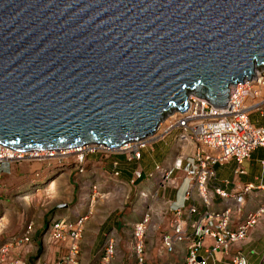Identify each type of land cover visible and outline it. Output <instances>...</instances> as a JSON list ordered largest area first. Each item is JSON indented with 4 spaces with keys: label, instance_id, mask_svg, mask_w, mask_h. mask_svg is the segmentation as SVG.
<instances>
[{
    "label": "water",
    "instance_id": "obj_1",
    "mask_svg": "<svg viewBox=\"0 0 264 264\" xmlns=\"http://www.w3.org/2000/svg\"><path fill=\"white\" fill-rule=\"evenodd\" d=\"M264 65V0H0V146L118 147Z\"/></svg>",
    "mask_w": 264,
    "mask_h": 264
},
{
    "label": "crops",
    "instance_id": "obj_2",
    "mask_svg": "<svg viewBox=\"0 0 264 264\" xmlns=\"http://www.w3.org/2000/svg\"><path fill=\"white\" fill-rule=\"evenodd\" d=\"M248 120L254 127L264 126L262 114L251 113ZM192 151V145L175 142L174 135L169 134L152 142L150 147L142 150L138 161L131 160L127 163L126 157L121 155L104 157V159L98 154L90 156L86 162L92 164L90 168L92 170L97 163L98 172L90 171L88 174L83 172L79 175L82 177L81 179L88 180L96 174V177L105 180L107 186L119 187L122 199H127L128 195L150 197L148 202L151 205L144 210H140V206L135 205L119 216L121 209L101 204L104 203L103 198L92 199L89 204H86V200L81 198L80 205H77L73 210H67L68 214L71 212L70 216L66 213L54 216L53 220L71 221L75 217L82 216L81 214L90 213L87 220L83 222L77 241L78 252L74 263L101 264L104 247L110 241L113 243V255L109 264H136V255L133 251V226L144 219L145 231L142 251L145 264H184L187 246L197 240L193 235V226L201 216L220 214L228 210L227 228L231 232H236L245 223L248 215L255 214L260 208L264 209V147H255L240 165H237L233 159H228L212 166L214 180L209 182L208 188L212 189L211 187L217 186L227 194V197L220 199L214 196L208 206L202 205L194 189L191 190L189 198L183 200V192L187 183L181 170L173 171L169 176V181L176 183V189L162 183L160 174L155 171L156 167H159L162 172L168 171L174 162H177L181 157L191 155ZM36 163L29 164L26 171L28 173L37 172L42 164ZM239 169L242 172L239 173ZM11 171L12 168L7 169V175L12 177L18 175L15 170ZM136 172L139 174L137 178L134 177ZM45 174L46 177L47 172ZM245 187L249 189L244 190ZM238 195L242 197V202L240 212H235L233 198ZM2 200L0 198V221L4 218L7 219V211H4V204L7 202ZM122 203L124 204L125 201ZM172 204L173 207L180 204L183 206L178 217L169 210V206ZM191 208H194L193 213L189 211ZM99 213L104 215L99 216ZM177 218L182 221V228L188 235V240L175 243L172 251L167 253L161 248V236L172 232L173 222ZM46 219L47 216L42 222L35 225H32L31 222L28 223L31 224L28 242L19 247L11 246L5 255L3 264L60 263L66 253L67 240L58 243L51 242L46 233L49 223L46 222L48 221ZM25 227L24 229L21 227L18 232L14 233V227L9 224L0 225V247L20 238ZM202 244L203 247L197 251L199 257H205L204 247L212 246L213 240L210 237H204ZM236 253L244 256L247 264H264V213L256 217L255 224L245 232L242 239L230 246L226 254L215 251L213 256L206 260V264H228L229 258Z\"/></svg>",
    "mask_w": 264,
    "mask_h": 264
},
{
    "label": "built area",
    "instance_id": "obj_3",
    "mask_svg": "<svg viewBox=\"0 0 264 264\" xmlns=\"http://www.w3.org/2000/svg\"><path fill=\"white\" fill-rule=\"evenodd\" d=\"M249 83V80H245V83L242 82L238 86H232L228 100L223 106H214L205 99L187 96V104L183 110H171V125L167 127L169 129H165L163 130L165 133L161 132L159 134L157 130L148 137L149 139L152 137V142H155L171 134L172 130H174L176 131V135L174 136L175 142L192 145L193 154L181 157L177 162H174L168 171L162 172L159 167L155 168V171L160 174L161 182L168 184V186L174 189L177 188L176 183L169 181V176L173 171L181 170L187 183L183 192V200L189 198L192 189L195 190L204 206H208L214 196L226 199L227 194L217 186L211 187L212 189L208 188L209 182L214 180L212 166L215 163H222L228 159H233L237 165H240L255 147H264V126L254 127L248 120V116L251 113H259L264 116V95L260 96L257 93L258 91L253 90L246 92L242 88L245 84L249 86H252V83L260 85L262 80H256V82L251 80V83ZM246 98L248 99L247 104L244 102ZM148 138L140 139L137 142L134 141L135 143H132L130 148L123 150L129 154V158L126 159L138 161L140 159V150L145 147ZM82 150H79L77 153H80ZM0 151L7 152L10 150L0 146ZM94 151V148L89 149V152ZM123 151L110 153H124ZM36 152H11L7 153L6 157H8L7 160H10L13 159L14 155H39ZM39 152H43L41 154L44 157L52 159L55 157L57 151ZM238 172L242 171L239 169ZM137 177H139V174H137ZM248 189V187L244 188V190ZM233 202L234 211L240 212L242 197L239 195L235 196ZM182 208V204L175 205L174 207L173 204L169 206V210L177 217L180 215ZM189 211L193 213L194 208H191ZM228 212V210H225L220 214H204L199 218L198 222L193 226V235L197 240L187 246L184 264H206V260L210 259L215 251L226 254L230 246L242 239L245 232L255 224L256 217L259 214H263L264 209L260 208L255 214L248 215L245 223L236 232H231L227 228L229 220ZM85 219L86 216H79L71 221L55 219L48 223L46 233L51 242L58 243L67 240L66 253L61 258L59 264H75L74 259L78 252L77 241ZM142 221L133 226V251L136 255V264H145L141 242L145 229V220L143 219ZM30 231L31 224H28L20 238H16L10 244L0 247V264H3L5 255L11 246L19 247L21 244L28 242ZM204 237H210L213 240V245L207 248L204 247L205 257H199L197 251L203 247L202 239ZM186 240H188V235L182 228V221L177 218L173 222L172 232L162 235L160 245L165 252L170 253L175 243ZM112 255L113 243L109 241L104 247L101 264H109ZM228 264H247V261L240 253H236L229 258Z\"/></svg>",
    "mask_w": 264,
    "mask_h": 264
},
{
    "label": "rangeland",
    "instance_id": "obj_4",
    "mask_svg": "<svg viewBox=\"0 0 264 264\" xmlns=\"http://www.w3.org/2000/svg\"><path fill=\"white\" fill-rule=\"evenodd\" d=\"M263 69H260L259 71L261 72V75L264 73ZM260 92L264 91L260 90ZM165 116L166 115L162 117L163 119L160 122V128L157 131L158 134L164 132L163 130L171 125L170 115ZM171 134L175 136L176 131L172 130ZM152 141V137H150V139L148 138L145 147L140 150V155L142 150L150 147ZM89 149L81 152L82 156H80L81 154L76 155L72 153L66 158L55 157L54 159L49 160V158H46L47 160H44L43 158H30V156L25 155L24 159L2 161L0 163V198L3 199V202H7L8 205L4 204V211H7V219L4 218L0 221V225L3 226L9 224L14 227L15 233L18 232L21 227L24 229L25 225L29 222H31L32 225L39 224L46 216V220H48L46 222L48 223L53 220L54 216L64 215L65 213L68 214V211L73 210L77 205H80L82 203L81 198H83L82 200L84 201L86 200V204H89L92 199L99 200L103 198L104 203L101 204L111 205L121 209L120 214H118L119 216L123 215L128 208L132 209L135 205H139L140 210L148 209V206L151 205L149 204L150 202H148L150 197L143 198L139 196L136 197V195L134 197L128 195L127 199H122V194L119 193V187L113 188L107 186L105 180L98 176L96 177V174L88 180L79 177L83 172L86 174L90 171L98 172L99 167L96 166L97 163L92 170L90 169L92 164L86 162V160L94 154L100 155L103 159L104 157L108 158L109 156L119 155L126 157L127 159L129 158V154L126 151H123L124 153H110L109 151L98 150L95 147V152H89ZM193 152L194 150L192 151V154ZM80 158L82 159L81 161L79 160ZM33 162L42 165L39 166L37 172L28 173L26 167ZM11 168L12 171L15 170V173H18L16 177L7 175L6 170H10ZM24 168L25 170L23 171ZM46 172L47 176L45 177ZM137 174L138 172L134 174V177L137 178ZM50 185L54 186L52 191H49ZM122 201H125V203L123 204ZM3 202L1 203L2 205ZM68 215L70 216L71 212H69ZM81 215L86 216V221L87 216H89L90 213ZM103 215L104 214L99 213V216ZM140 222L143 221L141 220ZM143 238L144 233L141 242H143Z\"/></svg>",
    "mask_w": 264,
    "mask_h": 264
},
{
    "label": "bare ground",
    "instance_id": "obj_5",
    "mask_svg": "<svg viewBox=\"0 0 264 264\" xmlns=\"http://www.w3.org/2000/svg\"><path fill=\"white\" fill-rule=\"evenodd\" d=\"M264 68V65L263 66H261V67H258V68H255L254 70H253V73H252V75L251 76H249V77H245V78H242V81L241 82H237L236 84H234L235 86H238L240 83H242V82H244L245 83V80H249L250 81V83H251V80L252 81H255L256 82V80H262V83L260 84V85H256L255 83H252V86H249L248 84H245L242 88L244 89V90H246V92H250L251 90H253V91H258L257 93H259V95L260 96H262V94L264 93V92H260V90H262V91H264V80H263V78H264V73H262V75L260 74L261 72H259L260 71V69H263ZM264 70V69H263ZM249 83V84H250ZM234 85H230L229 87H228V95H229V92H230V88H232V86H234ZM248 89H249V91H248ZM264 95V94H263ZM187 96L188 97H190V96H192V97H195V96H193V95H190L189 93L187 94ZM227 100H228V98H227ZM247 98H246V100L244 101V102H246V104H247ZM227 102V101H226ZM223 106V105H222ZM174 110V109H173ZM172 110V111H173ZM171 110H169L168 112H166V113H164L163 115H170L171 113H172V111L170 112ZM165 116V117H166ZM163 119V118H162ZM162 119H160V121L157 123V125L155 126V128H154V130H153V132H151V133H149V134H147V135H145L141 140H143V139H146V138H148L149 136H151L153 133H155V131H157L159 128H160V122H161V120ZM169 119V118H168ZM170 127V126H169ZM166 130H168L169 128H165ZM137 141H139V140H136L135 142H137ZM134 141H129V142H126V143H122V144H120L118 147H108V146H105V145H101V144H96V143H89V144H85V145H83V146H81V147H78L79 149H75V148H72V149H66V150H64V151H57L56 152V154H55V157H63V158H66V157H69L72 153H74V154H81L80 156H82V153L81 152H84V150H86V149H89V148H94L95 149V147L99 150V149H101V150H104V151H109V152H117V151H123V150H126V149H128V148H130L131 147V144L132 143H135ZM90 145H92V146H90ZM82 148H83V150H82ZM8 149V148H7ZM12 153L13 152H16V153H22V152H20V151H14V150H11V149H9ZM79 150H82L80 153H77ZM96 150V149H95ZM10 151H7V152H2V151H0V158H1V160L2 161H12V160H19V159H24L25 158V155H18V156H15L14 155V157H13V159H10V160H7L8 159V157H6V154L7 153H11ZM66 151H68V152H66ZM71 151V152H70ZM95 152V151H94ZM5 153V154H4ZM26 153H29V152H26ZM36 153H39V155H37V156H30V158H43L44 160H47L46 159V157H44V155H42L41 153H43V152H36ZM54 157V158H55ZM54 158H52V159H54ZM50 160V159H49ZM82 160V159H81ZM80 160V161H81ZM54 188V186L53 185H50V189H49V191H52V189Z\"/></svg>",
    "mask_w": 264,
    "mask_h": 264
},
{
    "label": "trees",
    "instance_id": "obj_6",
    "mask_svg": "<svg viewBox=\"0 0 264 264\" xmlns=\"http://www.w3.org/2000/svg\"><path fill=\"white\" fill-rule=\"evenodd\" d=\"M140 157H141V155H140ZM126 162L129 163V162H131V160H126Z\"/></svg>",
    "mask_w": 264,
    "mask_h": 264
}]
</instances>
